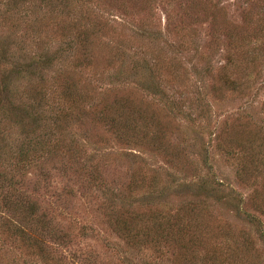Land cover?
I'll return each instance as SVG.
<instances>
[{"label":"rangeland","instance_id":"rangeland-1","mask_svg":"<svg viewBox=\"0 0 264 264\" xmlns=\"http://www.w3.org/2000/svg\"><path fill=\"white\" fill-rule=\"evenodd\" d=\"M0 264H264V0H0Z\"/></svg>","mask_w":264,"mask_h":264},{"label":"trees","instance_id":"trees-1","mask_svg":"<svg viewBox=\"0 0 264 264\" xmlns=\"http://www.w3.org/2000/svg\"><path fill=\"white\" fill-rule=\"evenodd\" d=\"M242 145V147L243 148H245L244 146H245V144H241ZM21 155H22V161H27V162H29L27 159H28V153H21ZM11 227H13V226H11ZM12 229H14V228H12ZM123 235H125L126 237H128V238H133V237H135L136 236V233H133V232H131V231H127L125 234H123ZM124 236V237H125Z\"/></svg>","mask_w":264,"mask_h":264}]
</instances>
